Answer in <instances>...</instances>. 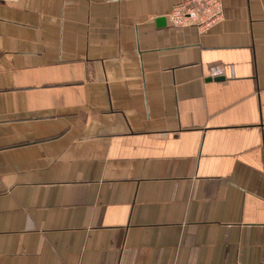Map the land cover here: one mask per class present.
<instances>
[{
  "label": "crops",
  "instance_id": "crops-1",
  "mask_svg": "<svg viewBox=\"0 0 264 264\" xmlns=\"http://www.w3.org/2000/svg\"><path fill=\"white\" fill-rule=\"evenodd\" d=\"M183 1H0V264H264V0Z\"/></svg>",
  "mask_w": 264,
  "mask_h": 264
},
{
  "label": "built area",
  "instance_id": "built-area-1",
  "mask_svg": "<svg viewBox=\"0 0 264 264\" xmlns=\"http://www.w3.org/2000/svg\"><path fill=\"white\" fill-rule=\"evenodd\" d=\"M12 3L18 0H0ZM173 27L194 26L199 32H205L224 19L222 0H185L172 7L167 15ZM222 70L211 68L210 76H220Z\"/></svg>",
  "mask_w": 264,
  "mask_h": 264
}]
</instances>
